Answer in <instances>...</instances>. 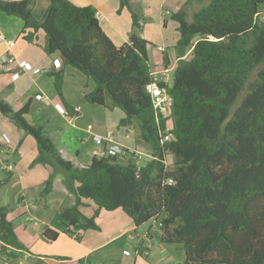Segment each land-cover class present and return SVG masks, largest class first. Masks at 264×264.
Here are the masks:
<instances>
[{
	"label": "trees",
	"instance_id": "16d2710c",
	"mask_svg": "<svg viewBox=\"0 0 264 264\" xmlns=\"http://www.w3.org/2000/svg\"><path fill=\"white\" fill-rule=\"evenodd\" d=\"M129 1L120 0V7L130 11L133 31L117 48L90 7L50 0L37 20L33 0H0V11L22 22V38L33 42L36 33L44 32L46 53H58L64 65L94 82L85 100L123 112L119 126H134L136 142L152 156L141 167L132 157L103 156L74 168L40 127L27 123L28 102L15 112L0 101V115L36 141L32 165L51 170L41 197L61 174L75 198L73 206L59 213L63 234L98 231L99 213L119 210L135 228L157 222L161 243L183 251L180 264H264V0H197L207 5L190 21L183 9L171 15L179 39L168 88V140L166 121L157 124L145 91L151 81L149 44L139 36L141 20ZM162 62L168 65L166 55ZM50 75L62 98L63 72ZM168 154L174 159L170 169L165 166ZM84 202L94 206L89 218L81 212ZM59 235L46 230L43 238L52 243ZM0 241L27 250L1 205Z\"/></svg>",
	"mask_w": 264,
	"mask_h": 264
},
{
	"label": "crops",
	"instance_id": "0c3cea01",
	"mask_svg": "<svg viewBox=\"0 0 264 264\" xmlns=\"http://www.w3.org/2000/svg\"><path fill=\"white\" fill-rule=\"evenodd\" d=\"M33 1L32 14L39 20L50 0ZM69 1L78 7L92 8L98 15L100 28L115 47L119 48L128 41L133 31L132 16L126 7H120V0ZM185 2L186 0L129 1L132 11L141 20L139 36L149 44V65L151 43L158 44L155 50L158 47L162 48V51L157 50L161 53V69L153 72L167 70L165 76L169 79V85L177 64L174 47L179 39L178 25L171 19V15L181 9L186 12L188 7L199 1ZM11 18L15 17L7 16L0 11V36L4 38V41L0 42V57L8 52L6 43L11 41L13 47L9 50L10 54L17 62L27 63L29 69L20 72L14 80L12 75L19 71L16 64L0 68V101L15 112L28 102L29 113L25 116L27 123L36 128L40 127L43 134L48 136L56 147L60 158L74 168L82 169L88 166L94 157H100L105 147L103 144H97L93 137H104L109 132L117 144L135 151L136 158L138 156L147 158L146 147L136 142V128L119 126L124 118L123 112L117 108L108 109L107 106L91 104L85 100V96L95 89L92 79L74 67L64 65L58 53L47 54L45 34L41 35V31L36 33L33 42L19 41L22 39L23 24L18 18L19 21L15 19L10 21ZM9 22L16 24V31L7 30ZM169 45L172 48L167 52ZM163 55L168 58L167 66L162 62ZM36 69L40 71L38 74L33 72ZM52 71L63 72L62 98L55 91L54 81L50 75ZM37 96H41V99L37 100ZM106 103L109 104V101ZM60 108H64L67 115L60 114L58 111ZM88 127L91 129L88 130ZM2 135L7 137L9 143H5ZM37 156L34 138L20 131L10 120L0 115V205L7 208V219L12 223L19 242L27 249L14 250L0 241V264H33L35 260L43 264H77L79 260H83L85 264H138L140 256L146 259L142 264L183 262V251L178 247L161 243L160 233L156 248L149 240L151 233L144 237H139L138 234L130 235L132 240L137 238V246L133 251L135 259L133 261L125 259L131 254L123 248L121 260L117 258L115 253L119 252V249L113 245L125 234L136 232L132 221L119 210L113 213L101 211L97 217L106 219L107 222L96 220L99 230L79 232L78 240L63 234L64 228L59 223L58 216L62 209L74 205L75 198L65 188L62 177L58 175L53 179L50 192L41 197L51 170L39 164L32 165ZM10 165L11 170L8 169ZM81 212L84 216L91 217L94 212L93 204L84 202ZM46 230L60 235L56 241L48 243L43 238ZM124 246L130 247L127 243Z\"/></svg>",
	"mask_w": 264,
	"mask_h": 264
},
{
	"label": "built area",
	"instance_id": "2783aa9c",
	"mask_svg": "<svg viewBox=\"0 0 264 264\" xmlns=\"http://www.w3.org/2000/svg\"><path fill=\"white\" fill-rule=\"evenodd\" d=\"M96 16H98L96 14ZM4 41V38L0 36V42ZM8 52L0 57V68H3L4 66H9L16 64L18 68V73H15L12 75V79H16L19 76L20 72H26L29 67L28 64L25 62H17L16 59L10 54L9 50L13 47V42L8 41L6 43ZM158 51H162V48L158 47ZM34 74H38L40 71L38 69L33 71ZM168 71L165 70L164 72H153L151 71V81L146 86L145 91L148 94L152 106V110L154 112V116L156 119L157 124H159L162 120L166 121V125L170 124L169 115L172 108V97L168 93L169 88V79L165 76ZM37 100L41 99V96L36 97ZM59 113L62 115H67V111L64 108H60ZM91 127H88V130H90ZM159 135H162V131L159 132ZM5 143H9V140L5 135H2L1 137ZM93 140L97 144H103L105 149L103 152H101L100 157L103 156H118L122 159L125 157H136V152L133 150L125 149L124 147L117 144L112 137V133H107L104 137L100 136H94ZM8 169L11 170L12 166H8ZM74 239H77L79 237V233L75 232L72 235H69Z\"/></svg>",
	"mask_w": 264,
	"mask_h": 264
},
{
	"label": "rangeland",
	"instance_id": "374dc122",
	"mask_svg": "<svg viewBox=\"0 0 264 264\" xmlns=\"http://www.w3.org/2000/svg\"><path fill=\"white\" fill-rule=\"evenodd\" d=\"M187 2H188V0H186L185 3H187ZM206 5H207L206 2L193 3L192 7L187 8V11H186L187 12V20L191 19L188 17H191V15L193 14V12H195V10L198 11L199 9H201L202 7H204ZM261 13H262L261 14L262 19H264V9H262ZM13 19H15V21H19L17 18H11L10 21H13ZM6 28L8 31H12V32L17 30L16 24L13 22H9V25ZM40 33H42L41 35H44V33L42 31ZM158 39H159V37H157V40ZM22 40L25 41L23 38L19 39V41H21V42H22ZM167 40L170 41V39H167ZM157 46H158V44L151 43L152 49L149 50L150 56H151L150 65H151L152 71L161 69V64H160L161 63V53L158 52L157 50H155V47H157ZM170 48H172V46L168 47L167 52H170V50H171ZM189 58H190V52H187V54L185 55V59L188 60ZM5 75H7V73ZM104 109L106 111L105 107H104ZM170 129H171V123L166 125V131H165L166 140L171 139V136L168 134ZM135 132H137V131H135ZM146 149L148 150V148H146ZM147 154H148L147 158H140L139 156L137 158L134 157L135 163L138 167H141L143 164H145V162L147 163L151 160L152 156H151V152H149V150L147 151ZM173 162H174L173 156L171 154H168L166 157L165 166L170 169L173 167ZM57 175L61 176L63 179V176L61 174H57ZM126 217L128 218L129 221H131V219L127 215H126ZM96 220H101L103 223L107 222L106 219H102V218H98V217H96L95 221ZM148 233H151L152 236H150L151 238L149 240H151V243L156 248L158 246V239L157 238H158V233H160V228L158 227L157 222L155 223V221H149V222L143 224L142 226H140L139 228H136V232H130V233L125 234V236L121 240H119L118 242H116V244L113 245L114 247H118V249H119V252L115 253L116 257L120 258V260H121V257H122L121 252L125 249L129 252V254H131L130 256L128 255L129 256L128 258L125 257V259H129L128 261H131V260L133 261L135 259L133 256V251H134V247L137 246V238L135 240H132L130 238V235L138 234L139 237L140 236L144 237ZM126 243L130 247H125L124 244H126ZM121 248H123L122 251H121ZM143 261H146V259L140 256L139 260H138V264H142Z\"/></svg>",
	"mask_w": 264,
	"mask_h": 264
}]
</instances>
